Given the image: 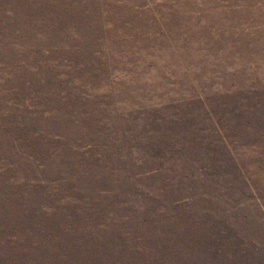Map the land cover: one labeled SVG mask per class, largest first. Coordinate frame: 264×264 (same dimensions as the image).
<instances>
[{"label": "rangeland", "instance_id": "1", "mask_svg": "<svg viewBox=\"0 0 264 264\" xmlns=\"http://www.w3.org/2000/svg\"><path fill=\"white\" fill-rule=\"evenodd\" d=\"M0 264H264V0H0Z\"/></svg>", "mask_w": 264, "mask_h": 264}]
</instances>
